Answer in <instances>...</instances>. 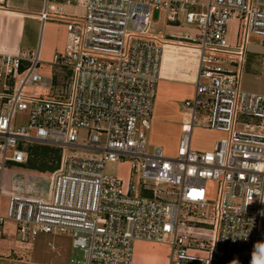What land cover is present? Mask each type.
<instances>
[{"label": "built area", "instance_id": "built-area-1", "mask_svg": "<svg viewBox=\"0 0 264 264\" xmlns=\"http://www.w3.org/2000/svg\"><path fill=\"white\" fill-rule=\"evenodd\" d=\"M79 1L46 0L38 16L66 21V47L52 60L71 73L59 94L37 91L57 86L39 71L40 48L0 50V169L27 161L32 143L65 155L45 196L10 194L0 238L12 220L24 240L69 232L82 264H134L138 240L167 244L168 264H264V93L242 87L250 38L264 40V0H87L84 16L67 15L64 5ZM156 11L183 29L171 37L197 60L174 156L149 145L168 40L153 31ZM197 125L226 136L195 149ZM124 161L127 185L106 172Z\"/></svg>", "mask_w": 264, "mask_h": 264}, {"label": "rangeland", "instance_id": "rangeland-1", "mask_svg": "<svg viewBox=\"0 0 264 264\" xmlns=\"http://www.w3.org/2000/svg\"><path fill=\"white\" fill-rule=\"evenodd\" d=\"M155 20L157 21V24L153 25L155 33H165L170 29L164 12L156 11ZM33 32H35L34 23L28 21L23 43V49L27 52L37 50V44L36 47L32 46L35 40ZM238 34L239 22L234 20L229 26L230 40L234 41L237 39ZM37 35L36 40L39 41L40 31L37 32ZM248 52V62L242 75V87L248 91L264 93V63L262 58L264 56V40L258 35H252L248 45ZM42 59L46 60L45 55L42 56ZM39 71L45 77L44 81L47 85L52 83L51 75L55 76L54 82L62 84L61 86L63 87L70 80L71 73L66 67H52L47 62H41ZM58 84L57 87H59ZM184 102L185 100L180 102L177 100L178 109L181 111V115L176 117L179 122L156 128L153 127L152 122V127L149 131V145L161 146L164 152L170 156H174L177 153L179 146L180 141H177V136L180 135V129L182 134L181 122L185 112ZM28 118L27 111H17L14 116L15 122L20 125L27 124ZM202 128L205 127L197 125L192 132L191 146L193 148H196L199 144H207L214 139L220 140L226 136L225 132L215 129H211L213 130L212 132H207L203 131ZM28 151L29 158L24 164H29L31 171L29 175H24V178L26 184H31L28 186H32L33 189L29 191L21 190V192L45 196L49 190L53 172L62 166L65 157L64 151L60 147L42 143L29 144ZM128 163L130 164L129 161L124 164L119 162L110 163L106 167V172L114 176L126 177L129 170ZM10 164V162H7L9 169ZM17 175L20 176V174ZM212 186L215 193L217 187L215 184H212ZM8 201V195L2 192L0 195L1 214L6 213ZM261 253H264V251H261ZM134 257L136 259L134 264H168L170 251L165 243L136 241L134 243ZM17 258H24L43 264H82L83 251L73 247L72 235L69 232L39 233L24 240L18 233L16 224L12 220H8L4 225L3 236L0 238V264H8L10 259Z\"/></svg>", "mask_w": 264, "mask_h": 264}, {"label": "crops", "instance_id": "crops-1", "mask_svg": "<svg viewBox=\"0 0 264 264\" xmlns=\"http://www.w3.org/2000/svg\"><path fill=\"white\" fill-rule=\"evenodd\" d=\"M86 1L80 0L75 4L64 5V11L70 16H84L86 12ZM46 0H0V50L5 52L17 53L23 49V43L26 34V26L28 21L34 23L33 34L35 40L32 44L37 49L40 48L41 62L52 63L54 54L57 51H63L66 47L68 39V30L66 21L63 19H51L42 22L39 19V13L43 9ZM168 21V20H167ZM154 24H157L155 21ZM170 27L165 33H156L159 36L167 37L165 46V53L161 67V79L158 85V96L155 103L153 114V127H164L171 123L179 122L176 117L181 115L178 109V102L186 100L195 94L194 79L196 76L197 60L194 54L186 52L185 49L178 45V39L172 38L171 35H181L182 28ZM40 31V40L37 41V32ZM37 44V45H36ZM45 55V59L42 56ZM52 76V75H51ZM38 92L44 96H52L59 94V88L56 86L53 90L46 88L37 89ZM183 116V115H182ZM185 115L182 118V124L185 121ZM181 124V126H182ZM203 131L212 132L211 129L202 128ZM180 135L177 136V141H180ZM218 139H214L207 144H199L195 149L198 150H212ZM150 147H153L150 145ZM10 169L7 164L0 169V195L2 192L8 195L11 193H24L21 190H32L31 184H26L24 175H29L31 168L29 164L17 163L9 161ZM127 161L119 162L124 164ZM129 164V163H128ZM17 174H20L17 175ZM19 176V177H18ZM131 166L129 164L128 175L121 176L125 185L130 181ZM20 190V191H19ZM143 241V240H138ZM147 242V241H143ZM150 243V242H149ZM169 248V247H168ZM134 263L136 259L134 257Z\"/></svg>", "mask_w": 264, "mask_h": 264}]
</instances>
